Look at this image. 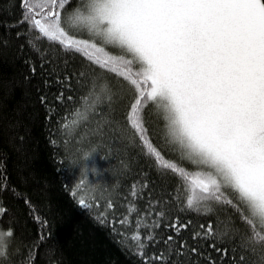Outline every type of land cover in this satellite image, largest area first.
<instances>
[{
    "label": "trees",
    "instance_id": "16d2710c",
    "mask_svg": "<svg viewBox=\"0 0 264 264\" xmlns=\"http://www.w3.org/2000/svg\"><path fill=\"white\" fill-rule=\"evenodd\" d=\"M76 3L72 0L71 7ZM20 18V0H0V206L6 209L0 231L14 232L1 238L0 264H144L137 247L141 240L132 236L137 231L145 233L144 223L154 218H145L137 229L140 212L150 211L149 200L159 201L156 211L165 215L144 255L163 253L168 264H210L209 258L215 264H264V231L257 229L261 237L252 238L251 226L236 210L234 195L224 194L213 212H208L207 203L199 212L189 209L187 193L180 204L172 201L180 182L178 173L158 167L153 157L145 156L137 134L126 122L134 93L125 79L128 72L123 68L113 72L118 65L101 69L93 63L106 59L108 50L75 53L28 31V25L18 23ZM61 92L63 103L57 100ZM69 95L73 101L67 100ZM85 95L88 100L81 102ZM142 115L148 130L144 143L161 153V165L172 162L191 170L193 165L181 160L169 143L158 110L149 106ZM93 147L97 153L86 164L89 169L95 167L97 174L89 171L83 177L80 167H71L69 159ZM88 181L96 185L94 191ZM133 183L141 197L138 201L129 196ZM79 199L99 201L100 206L85 209ZM108 201L115 204L114 212L108 211ZM102 212H107L109 223L100 222ZM113 216L117 220L127 216L129 226L113 227ZM177 217L181 224L191 222L179 233L170 227ZM209 221L216 228L215 237L194 240L193 233ZM181 243L187 245L183 255L179 254ZM213 243L227 248V255L216 251Z\"/></svg>",
    "mask_w": 264,
    "mask_h": 264
},
{
    "label": "snow or ice",
    "instance_id": "6c2138e0",
    "mask_svg": "<svg viewBox=\"0 0 264 264\" xmlns=\"http://www.w3.org/2000/svg\"><path fill=\"white\" fill-rule=\"evenodd\" d=\"M71 5L72 0H20L18 23L75 53L108 50L106 59L93 63L101 69L118 65L113 72L120 68L128 72L125 79L134 93L126 122L137 134L145 156L153 157L158 167L178 173L180 182L172 201L180 204L187 193L189 209L199 212L207 203L208 212H213L224 194L234 195L236 210L251 226L252 238L261 237L257 229L264 231V0H77L75 7ZM113 48L115 54L110 51ZM64 99L61 92L57 100L63 103ZM149 106L158 110L169 143L181 160L193 165L191 170L172 162L161 165V153L144 143L148 130L142 112ZM97 131L102 132V126ZM88 187L93 188L89 181ZM130 189L129 196L138 201L135 183ZM78 203L85 209L100 206L95 200L79 199ZM157 204L149 200L150 211L143 212L137 204V229L145 218L154 217L150 224L144 223L145 233L137 231L132 236L141 240L137 247L144 264H168L163 253L144 255L165 215L156 211ZM107 209L114 212L115 204L108 201ZM4 214L6 209L0 206V217ZM99 219L109 223L107 212L100 213ZM110 222L113 227L130 224L127 216L119 220L113 216ZM189 224L179 223L177 217L170 227L179 233ZM199 229L193 233L194 240L216 235L211 221ZM13 235L12 229L0 231V237ZM172 240L169 236L168 241ZM186 246L181 243L180 255ZM212 247L227 255V248H217L215 243ZM197 251L191 249L193 254Z\"/></svg>",
    "mask_w": 264,
    "mask_h": 264
},
{
    "label": "clouds",
    "instance_id": "9594fccd",
    "mask_svg": "<svg viewBox=\"0 0 264 264\" xmlns=\"http://www.w3.org/2000/svg\"><path fill=\"white\" fill-rule=\"evenodd\" d=\"M96 153H97V149L95 147H93L92 149H86L80 154L78 158H70L69 164L71 167L79 166L80 173L83 174L85 177H87L89 171H91L95 175L97 174V170L95 169V167H93L92 169H89L87 167L86 161L91 159ZM94 186L95 185H93V188H92L93 191L95 190Z\"/></svg>",
    "mask_w": 264,
    "mask_h": 264
},
{
    "label": "rangeland",
    "instance_id": "374dc122",
    "mask_svg": "<svg viewBox=\"0 0 264 264\" xmlns=\"http://www.w3.org/2000/svg\"><path fill=\"white\" fill-rule=\"evenodd\" d=\"M72 7H75V5L74 6H72ZM74 35H75V32L73 33ZM115 52H117V51H115ZM2 237H0V239H1Z\"/></svg>",
    "mask_w": 264,
    "mask_h": 264
}]
</instances>
